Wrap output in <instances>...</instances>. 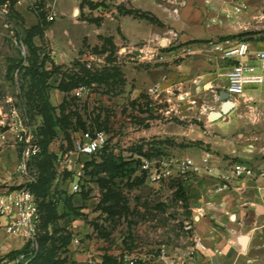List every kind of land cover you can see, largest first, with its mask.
<instances>
[{
	"label": "rangeland",
	"instance_id": "obj_1",
	"mask_svg": "<svg viewBox=\"0 0 264 264\" xmlns=\"http://www.w3.org/2000/svg\"><path fill=\"white\" fill-rule=\"evenodd\" d=\"M53 1L16 0L12 5L10 0H0V109L8 122L12 120L10 110L14 109V119L21 120L30 136L29 144L38 147V151L31 153L28 161L29 175L35 177L36 158L42 150L39 144L42 118L28 111L25 92L43 79L34 81L32 71L41 74L43 70L51 72V76L44 83V93L48 101L56 107V115H59L58 106L63 100L67 101L66 112L71 111L69 126L65 130L57 126L56 135L47 147V153L52 155L51 163L55 173L52 189L56 187L60 193L55 204L57 216H62L56 222L57 229L71 235H80L86 229L88 232L83 239L100 243V249L116 252L117 256H137V252L144 248L149 251L167 244L182 246L190 241L191 223L187 221L186 216L189 214L185 203L175 196V180L179 178L150 182L141 168V159L167 160L171 156L178 157L173 152L175 150L200 147L203 143L198 138L205 135L207 128L198 120L199 111L195 109L189 118L184 119L175 110L166 113L163 107L167 104L163 96L165 91L162 90L156 96H151L148 92L150 87L163 81L154 78L152 62L132 59L131 57H135L133 54L121 53L120 50L116 52V65L120 66L122 78L110 84L87 85L89 91L82 96L74 94L75 88L69 92L61 91L58 88L60 79L70 75L73 70H78L83 63L81 60L90 64L91 71L97 65L106 66L107 63L104 54L93 52L89 46H83L82 53L67 63L55 62L52 52L57 44L45 36L49 26L40 36L31 35L32 31L27 32L34 21V15L38 14L37 2L41 3L46 16L52 12L56 13V18L60 16L54 9ZM238 22H242V25H235L233 33L228 35L232 36L231 39H264V8L262 13L249 14ZM51 27L56 38L63 41L66 38L64 29H71L74 25L65 18H59ZM28 37L30 40L27 41ZM186 43L167 47L168 51H175L174 64L179 65L191 56L181 50ZM34 58L36 61L32 66ZM31 66L32 71L28 70ZM247 88L263 92L264 83ZM170 96L175 104L181 102L179 96L184 97L180 90H172ZM236 101H239L242 108H239V112H247L252 118L263 117V102L254 103V100H246L244 97L234 102ZM77 115L81 117L83 126L76 121ZM232 119L235 122V115H232ZM258 128L264 131V124ZM88 129H102L106 132L108 139L103 153H112L118 162H125L117 174L111 176L106 172L96 173L92 165L86 166L92 159L100 162L101 154L90 157L73 152V140ZM10 135L13 133L8 132L9 137ZM165 139L168 140L167 143L157 144ZM10 143L17 152L8 164L12 167L20 158L21 147L14 137ZM70 163L75 167L83 165L81 189L78 192L71 188L73 173L66 169V165ZM8 170L9 178L4 182L0 181V190L28 184L25 175ZM68 199L71 206L67 204ZM75 221H79L82 226L81 229L77 228V232L73 227ZM71 242L72 237L66 246ZM66 246L58 249L60 257H69L65 252ZM115 257L112 255L111 259L116 263ZM65 264H69V259Z\"/></svg>",
	"mask_w": 264,
	"mask_h": 264
},
{
	"label": "crops",
	"instance_id": "obj_2",
	"mask_svg": "<svg viewBox=\"0 0 264 264\" xmlns=\"http://www.w3.org/2000/svg\"><path fill=\"white\" fill-rule=\"evenodd\" d=\"M53 5L60 16L48 21L49 30L44 32L57 44L52 52L53 61L67 63L83 46H100V35L112 39L116 52L125 48L128 54L135 56L132 59H137L140 46L147 44L155 52L151 60L154 78L163 80L166 113L175 110L184 119L197 109L198 120L207 128L205 135L198 138L203 143L200 147L173 151L178 157L191 158L201 170L183 179L189 214L186 217L191 223L190 241L177 247L160 246L166 247L167 258L175 264H264V179L234 178L228 189L217 190L222 177L230 174L234 163L245 162L257 173L264 171V131L258 128L264 124V115L252 118L247 112H239L242 108L236 101L231 111L218 119L210 120L209 117L211 111L221 107L218 96L226 85L228 69V64L214 51L211 42L232 34L235 25H242L239 19L262 13L264 0H54ZM236 7L240 10L236 11ZM76 8L79 11L75 15ZM124 9L136 10L137 14L125 13ZM141 14L156 20L151 21ZM59 18L74 25L64 29L66 38L61 42L51 27ZM38 22V16L34 15L32 25ZM185 42H189L185 46L190 48L188 54L191 56L176 65L173 63L175 51H168L167 47ZM249 43L254 49L264 47V39ZM172 90H180L184 95L179 96L181 102H172ZM244 98L264 104V91L247 88ZM232 115H235V122ZM13 137L0 139L2 182L10 174L8 169L16 172L17 162L8 166L17 153L10 143ZM207 154L210 155V172L203 162ZM75 222L73 227L77 232L82 226L79 221ZM87 232L84 229L80 235L73 233L79 242L72 241L68 246L69 264H120L119 259L125 255L117 256L116 252L100 249V243L83 239ZM196 240L204 247L196 246ZM23 246L22 239L7 234L0 227V254L20 250ZM112 255L116 256V263L111 259ZM137 256L138 264H163L158 247L149 251L144 248Z\"/></svg>",
	"mask_w": 264,
	"mask_h": 264
},
{
	"label": "built area",
	"instance_id": "obj_3",
	"mask_svg": "<svg viewBox=\"0 0 264 264\" xmlns=\"http://www.w3.org/2000/svg\"><path fill=\"white\" fill-rule=\"evenodd\" d=\"M19 2V0H18ZM39 6L37 2L36 8ZM43 7H41L42 9ZM236 11L240 8L236 7ZM56 18V13L52 12L47 16V20L52 21ZM211 45L219 57L228 64L225 73L226 85L225 90L230 99L234 102L238 98L244 97L247 87L260 85L264 83V47L252 48L249 41L233 40L225 38L221 41L211 42ZM139 61H151L155 57V52L149 49L147 44H143L139 49ZM183 52L190 53L189 47H183ZM120 52L127 54L123 48ZM82 62L86 60H81ZM86 63V62H85ZM89 68L90 64L86 63ZM163 90L162 83L158 82L149 88L151 95H159ZM89 87L80 85L74 90L76 96H82L88 93ZM10 122L7 121L0 109V139L7 140L8 132H12L16 143L20 144V158L16 163V172L27 177L26 182L30 183L34 177L29 175L28 161L31 153L38 151V147L31 146L30 136L21 120L14 119L16 111L11 108ZM2 128H7L2 130ZM107 134L102 129L82 131L73 140V152L83 155H94L107 144ZM210 155L203 158L205 169L210 172L211 168L208 163ZM141 168L146 173L150 182L157 183L163 179L180 178L186 179L189 175L197 173L201 167L189 157H170L169 159H152L142 158ZM66 169L73 173L72 190L78 192L81 189L80 181L83 177V165L73 166L71 163L66 165ZM253 178L259 177L264 179V171L256 172L252 166L245 162L234 163L230 169V174L222 177L223 181L217 187V190L228 189L230 182L234 178ZM40 223V212L38 202L30 190L28 184H23L16 188H4L0 190V227L11 236L19 237L24 241V250H18L11 254H0V264H30L38 248V230ZM72 241L79 242L78 237L72 235ZM195 245L203 248L200 240L195 241ZM160 261L163 264H175V261L167 258L166 247L158 249ZM138 256L125 255L119 259L120 264H138ZM89 264H96L89 262Z\"/></svg>",
	"mask_w": 264,
	"mask_h": 264
},
{
	"label": "trees",
	"instance_id": "obj_4",
	"mask_svg": "<svg viewBox=\"0 0 264 264\" xmlns=\"http://www.w3.org/2000/svg\"><path fill=\"white\" fill-rule=\"evenodd\" d=\"M10 1L12 5H14L16 2V0ZM37 11L39 22L36 25L30 26L27 30V32L32 31L33 34L31 35L33 36L42 35L45 32L46 27L48 26V21L46 20L47 16L44 13L43 8L41 9V3H39ZM124 12L137 14V11L132 9H124ZM141 15L151 21L156 20L154 17H150L146 14ZM225 38L231 39L232 36H226ZM99 39L102 41V44L100 46L93 47L92 50L93 52L98 54H105V61L107 65L97 67L94 71H91L88 67H86L85 62L81 63L78 70H73L70 75L63 76L60 79L58 88L61 91L69 92L71 89L77 88L80 85L87 86L94 83L110 84L114 80L121 77L120 66L116 65V46L114 45L112 39L110 37H104L102 35L99 36ZM28 40H30V37H28L27 41ZM188 43L189 42H187L186 44ZM80 53H82V51H80ZM35 61L36 58L33 59L32 66H34ZM32 66L28 70L32 71ZM32 74L34 81H36V79L38 78H42L43 80L41 82L37 81L36 85H33L30 89H28V91L25 92L28 111L33 112V114H38L42 118V123L39 128V144L42 150L40 155L36 158L37 174L35 175L34 180L28 183L30 190L33 192L37 199L40 212V223L37 237L38 248L30 264H65L68 258L60 257L57 252L59 251L58 249L61 246H66L72 235L70 233L65 234L56 227L57 220L62 218V216H57L55 210V204L58 197H60V193L57 191L56 187L52 189V181L54 180L55 173L52 169V155L47 153V147L53 137L56 135L55 128L57 126L63 130H65L69 126V114L71 113V111L66 112L67 101L63 100V102L58 106L59 115H56V107H54L48 101L47 96H45L44 83L46 79L51 76L50 71L43 70L41 74L33 70ZM72 114H75V112H73ZM76 121L80 125H84L83 123H81V117L79 115L76 116ZM167 142L168 140L165 139L158 141L157 144H163ZM105 148L106 145L97 152L99 153V155L101 154L100 162H96L92 159L91 161H88L86 163V166L92 165L93 170H95L96 173L106 172L107 174L112 176L114 174H117L120 167L123 164L125 165V162H118L112 153H103ZM94 155H90V157ZM175 181H177V183L175 184V186L177 187L175 190V196L179 200H182L185 203V206H187V195L185 187L183 185V179L179 178ZM67 204L71 206L70 199L67 200ZM44 209H46V212L44 211ZM58 243H60V245H57ZM69 244L65 248L66 253H68ZM25 248L26 247L23 246V248H21L20 250H24ZM15 252H18V250L11 251L10 253L13 254Z\"/></svg>",
	"mask_w": 264,
	"mask_h": 264
},
{
	"label": "water",
	"instance_id": "obj_5",
	"mask_svg": "<svg viewBox=\"0 0 264 264\" xmlns=\"http://www.w3.org/2000/svg\"><path fill=\"white\" fill-rule=\"evenodd\" d=\"M78 9L76 8L74 13L75 15L78 13ZM221 101V107L218 111H211L209 114L210 120H215L221 117L222 115L228 113L234 106L235 103L230 99L229 94L225 90H221L218 96ZM242 244H244L245 238H241Z\"/></svg>",
	"mask_w": 264,
	"mask_h": 264
}]
</instances>
